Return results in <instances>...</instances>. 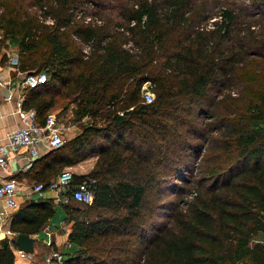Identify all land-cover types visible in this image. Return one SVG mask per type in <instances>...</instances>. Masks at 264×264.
I'll return each mask as SVG.
<instances>
[{"label": "trees", "instance_id": "obj_1", "mask_svg": "<svg viewBox=\"0 0 264 264\" xmlns=\"http://www.w3.org/2000/svg\"><path fill=\"white\" fill-rule=\"evenodd\" d=\"M244 12L220 0H0L12 76L47 75L23 108L43 125L71 107L80 129L40 158L35 183L96 156L74 174L97 179L92 204L61 205L80 250L59 264H264V0ZM56 206L24 201L11 232H39ZM15 260L0 240V264Z\"/></svg>", "mask_w": 264, "mask_h": 264}, {"label": "built area", "instance_id": "obj_2", "mask_svg": "<svg viewBox=\"0 0 264 264\" xmlns=\"http://www.w3.org/2000/svg\"><path fill=\"white\" fill-rule=\"evenodd\" d=\"M78 17H82L84 22L92 20L90 16L81 14ZM94 19V18H93ZM98 21V20H97ZM51 23V21H48ZM88 49L87 47L85 48ZM18 64V56L16 52L12 54H6V65L10 69H15ZM47 79L45 72L33 73L20 82V94L19 103L17 108V115L20 119L21 126L15 130L10 131L5 140L0 141V168H7L10 160V153L18 148H25L27 155L26 159L29 161L35 160L41 155L40 148L45 150L55 149L60 147L66 141L65 129L59 122L55 114L47 116L45 123L40 125L37 122V114L34 109H24L23 102V90L29 87H34L43 84ZM11 82V76L6 78L0 70V86L8 88ZM143 98L146 103H151L154 96L148 90L143 89ZM11 93L6 96V100H10ZM122 114V113H120ZM88 118L84 119L86 122ZM97 183V179L94 177H86L80 179L78 182H74V174L64 169L48 184L36 183L31 187V193L43 195L47 191L55 193L53 200L56 204H69L70 202H77L83 205L92 204L94 198V186ZM17 183L13 179L4 180L0 182V202L3 205V211L0 212V221L7 220L12 214L19 208V204L16 201ZM65 231L67 226L63 224L62 227ZM14 239H8L13 245V251L19 258H30L31 254L24 253L17 250L14 245ZM64 257L57 251H52L44 257L46 264L53 262L61 263Z\"/></svg>", "mask_w": 264, "mask_h": 264}, {"label": "crops", "instance_id": "obj_3", "mask_svg": "<svg viewBox=\"0 0 264 264\" xmlns=\"http://www.w3.org/2000/svg\"><path fill=\"white\" fill-rule=\"evenodd\" d=\"M10 48H12L10 46ZM15 49V47H14ZM16 52V49H15ZM8 50L3 47L0 50V70L3 75L7 78L8 75L11 76V82L8 88H3L0 86V141L5 140L6 135L21 126L20 119L17 115V108L19 103L20 94V82L16 77L12 76L11 68L9 69L6 65V61H3V56L6 57ZM11 93L12 97L10 100H6V96ZM53 112L51 114H54ZM65 129V139L70 140L79 131L78 124L68 123L63 125ZM41 155L35 160L29 161L26 159V149L18 148L10 153V160L8 162L7 168H0V182L4 180L13 179L17 183V194L16 201L19 206L26 200L39 198H51L53 199L55 193L52 191H47L43 195L31 193V187L36 184L35 182H41L45 178L43 166L40 164V158L43 157L49 150L40 148ZM93 163L95 162L96 156ZM88 158V159H90ZM86 159V160H88ZM83 161L79 164L67 167L75 175L86 174L93 164L89 167L88 171L80 172L81 166L86 162ZM79 169V171H77ZM53 179V178H52ZM3 211V205L0 202V212ZM16 212V211H15ZM13 212V213H15ZM11 212V214L13 215ZM12 215L5 221H0V240L2 239H13L16 234L10 230V222ZM66 219V214L60 204H57L54 215L48 220L47 224L39 232L29 235L34 239L33 242V252L30 258L22 259L16 256L15 264H46L44 262V257L51 253L52 251H60L62 248H68L71 246L77 247L70 244L67 240V232L62 230L64 220ZM36 255H35V254ZM46 253V254H45ZM16 255V254H15ZM41 255V257H39ZM56 264V263H51Z\"/></svg>", "mask_w": 264, "mask_h": 264}, {"label": "rangeland", "instance_id": "obj_4", "mask_svg": "<svg viewBox=\"0 0 264 264\" xmlns=\"http://www.w3.org/2000/svg\"><path fill=\"white\" fill-rule=\"evenodd\" d=\"M104 1H105V3H110L112 6H114V5L118 4L120 1H124V0H104ZM220 1H222L223 3L229 2V4L234 6L237 10H239L241 8L242 14H246L244 12V9H245V6L247 4V0H220ZM88 6L89 7H87V8L85 7V9L83 8V10L80 11L78 14H84V15H87V16H90L91 18H93V16H92L94 14L93 7L91 5H88ZM219 8L220 7L218 5H215V7L213 8L214 14H218V12L220 11ZM6 49L8 50V53L12 54V52H15L16 48L14 49V47L10 48V46H6ZM147 87H148V85L146 84V85H144L143 89L145 90V89H147ZM55 112L56 113H54V114L56 115V117L58 118V120L61 124H63V125H66L68 123L78 124V123L73 122L71 107L68 108L67 110L55 111ZM94 158L95 157H92V158L86 160V162L81 166L80 172L88 171L89 167L93 164ZM77 171H79V169ZM73 203H77V202H73ZM78 204H81V203H78ZM81 205H83V204H81ZM62 230L65 231L63 228H62ZM78 250H80V248L71 246L68 248H62V249H60V251H57V252L60 253L63 257H65L67 254H73ZM39 257H41V255H39ZM53 263L59 264L58 262H53Z\"/></svg>", "mask_w": 264, "mask_h": 264}, {"label": "water", "instance_id": "obj_5", "mask_svg": "<svg viewBox=\"0 0 264 264\" xmlns=\"http://www.w3.org/2000/svg\"><path fill=\"white\" fill-rule=\"evenodd\" d=\"M35 73L34 71L31 72H22L17 74V78L21 81H23L26 76ZM36 200L30 199V202H35ZM33 242L34 239L26 234H17L14 239V245L19 251H23L27 254H32L33 252Z\"/></svg>", "mask_w": 264, "mask_h": 264}]
</instances>
